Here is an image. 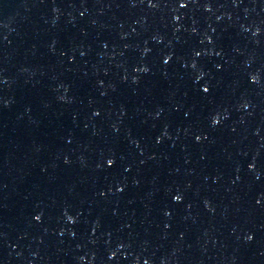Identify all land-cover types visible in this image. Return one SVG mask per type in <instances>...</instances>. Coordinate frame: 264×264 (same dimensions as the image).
<instances>
[{
    "label": "water",
    "instance_id": "95a60500",
    "mask_svg": "<svg viewBox=\"0 0 264 264\" xmlns=\"http://www.w3.org/2000/svg\"><path fill=\"white\" fill-rule=\"evenodd\" d=\"M0 264H264V0H0Z\"/></svg>",
    "mask_w": 264,
    "mask_h": 264
}]
</instances>
